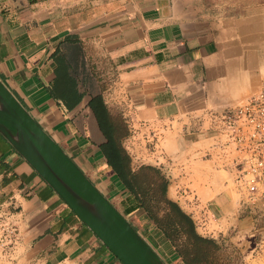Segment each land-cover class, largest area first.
<instances>
[{"label": "crops", "instance_id": "crops-1", "mask_svg": "<svg viewBox=\"0 0 264 264\" xmlns=\"http://www.w3.org/2000/svg\"><path fill=\"white\" fill-rule=\"evenodd\" d=\"M0 78L127 220L140 210L125 214L130 194L101 152L91 103L124 120L132 167H158L199 234L198 215L206 228L217 217L219 235L233 231L234 246L264 256V227L252 222L264 213L218 189L229 168L217 147V114L264 78V0H0ZM135 135H152L153 152ZM2 220L19 237L0 264H121L0 135Z\"/></svg>", "mask_w": 264, "mask_h": 264}, {"label": "water", "instance_id": "water-1", "mask_svg": "<svg viewBox=\"0 0 264 264\" xmlns=\"http://www.w3.org/2000/svg\"><path fill=\"white\" fill-rule=\"evenodd\" d=\"M0 135L121 264H167L0 78Z\"/></svg>", "mask_w": 264, "mask_h": 264}, {"label": "trees", "instance_id": "trees-1", "mask_svg": "<svg viewBox=\"0 0 264 264\" xmlns=\"http://www.w3.org/2000/svg\"><path fill=\"white\" fill-rule=\"evenodd\" d=\"M90 107L106 139L101 152L130 194L124 202L125 214L143 210L182 264H241L240 256L234 255L237 253L234 249L229 251L231 246L225 240L207 238L196 231L191 217L167 197L169 182L159 169L146 165L132 169L131 159L121 145L128 129L123 130L118 123L120 119H112L102 103H91Z\"/></svg>", "mask_w": 264, "mask_h": 264}, {"label": "built area", "instance_id": "built-area-1", "mask_svg": "<svg viewBox=\"0 0 264 264\" xmlns=\"http://www.w3.org/2000/svg\"><path fill=\"white\" fill-rule=\"evenodd\" d=\"M217 147L242 205L264 213V78L259 90L241 104L217 114ZM18 227L0 221V249L18 242Z\"/></svg>", "mask_w": 264, "mask_h": 264}, {"label": "rangeland", "instance_id": "rangeland-1", "mask_svg": "<svg viewBox=\"0 0 264 264\" xmlns=\"http://www.w3.org/2000/svg\"><path fill=\"white\" fill-rule=\"evenodd\" d=\"M118 123L123 128V130H127L128 129L127 128V124L124 123V120L120 119L118 121ZM127 137H125V138H127ZM148 138L149 139L144 137V141L145 142L143 144H139L138 136H136V135L133 136V137H130V140H132V144L137 150L141 151V147H142V148L148 150V153L150 154L151 152H153L155 140L152 137V135L149 136ZM123 140H122V142H123ZM139 160L140 161L138 163H144L143 165L152 166V165H150V163H151L150 160H147L149 162H144L146 159H143V158L139 159ZM135 165L136 166H134V167H132V165H131L133 170H137V168L140 167V166L137 167V164H135ZM143 165H141V166H143ZM193 165L195 167L194 168L195 170L202 169V167H203L202 163L200 161L194 163ZM152 167H154V166H152ZM155 168L159 169L158 167H155ZM160 172L162 173V171H160ZM162 175H164V174L162 173ZM219 175L220 176H219V187H218V189L224 191L235 202L236 201L238 202V195L233 190V186H232V183H231V180H230V174L227 171L221 169L220 172H219ZM194 187H197V184H195ZM187 189L188 188H186V190ZM182 195H183V197L187 196V194H185V193L184 194L182 193ZM187 201H190L191 203H194V204L197 203V199L196 198H191L190 197L189 200H187ZM239 206H241V207L243 206L244 207V205H242V203H239ZM256 207H257V209H259V208L261 209L260 205H257ZM119 208H120V210H122L121 206H119ZM139 210L140 211L135 212L131 216L128 217L129 222L134 226V228L138 231V233L140 235H142L147 240V242H151L150 244H152V246H154L153 248L156 251L159 250L160 254H162V256H164V258L166 260H168L167 264H182L180 259H179L178 262H176V257L177 256L173 252V249L171 248V246L169 247V246H163L162 245V242L164 241L163 240L164 239L163 236H161V234L158 231L155 230L153 224L148 220L145 212L143 210H141V209H139ZM252 218H253L252 222H254L255 227L256 226L264 227V214L263 215L259 214V215L255 216V217H252ZM209 221H210L208 223L209 226L206 228L205 223L208 222V219H205L202 216V214L198 215L196 217V222H197L199 231L202 233L200 235H202L204 237H207V238L216 239V240H225L231 246V248H229V251L232 252L233 249H234L235 252H237V253H234V255L236 257L238 255L240 256L239 258L241 260V264H248L249 262H251V264H264V256L263 257L260 256L259 260L257 262L252 260L251 256L255 257L256 256V251H257L255 249L251 251V248H254L253 246L251 248H248L247 251L245 252L244 249H240V248L234 246V244H232V242H230V238H233V236H235L233 231L225 233L224 236H222V234L219 235L218 231L220 230V227L222 225L221 224L222 221H218L217 217L212 218V219L210 218ZM166 243L168 244V242H166ZM158 245H160L159 248L157 247ZM172 253L174 255H172ZM260 254H262V253H260Z\"/></svg>", "mask_w": 264, "mask_h": 264}]
</instances>
